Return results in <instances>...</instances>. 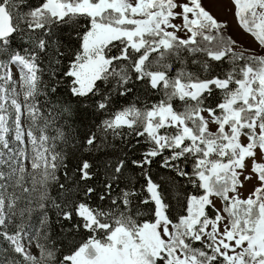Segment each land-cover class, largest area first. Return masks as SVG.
Masks as SVG:
<instances>
[{
    "label": "snow or ice",
    "instance_id": "snow-or-ice-1",
    "mask_svg": "<svg viewBox=\"0 0 264 264\" xmlns=\"http://www.w3.org/2000/svg\"><path fill=\"white\" fill-rule=\"evenodd\" d=\"M231 4L258 49L202 0H0V264H264V0Z\"/></svg>",
    "mask_w": 264,
    "mask_h": 264
},
{
    "label": "rangeland",
    "instance_id": "rangeland-1",
    "mask_svg": "<svg viewBox=\"0 0 264 264\" xmlns=\"http://www.w3.org/2000/svg\"><path fill=\"white\" fill-rule=\"evenodd\" d=\"M202 4L207 11H209L218 20L226 22L227 28L224 30L226 35H230L234 40L237 41L238 46L241 50L243 49H258V45L255 44L253 38L244 33L237 25L235 17L232 11L231 0H202ZM179 19L175 20L174 23H180ZM183 35V33H180ZM251 185H247L245 189V194H247V189ZM218 206H219V202ZM33 252L34 248L32 249Z\"/></svg>",
    "mask_w": 264,
    "mask_h": 264
},
{
    "label": "trees",
    "instance_id": "trees-1",
    "mask_svg": "<svg viewBox=\"0 0 264 264\" xmlns=\"http://www.w3.org/2000/svg\"><path fill=\"white\" fill-rule=\"evenodd\" d=\"M192 70H195V65H191L190 66ZM228 67V64L227 63H224L223 65H220V68H223V69H227ZM218 95V94H217ZM137 98L140 99L141 101V104H143L145 101H146V98L143 97V96H137V95H133L132 97H129L127 101H125L123 98L120 100V105H123L124 103L126 102H134ZM153 99H155V97H153ZM215 99V98H214ZM213 101H210V103H213ZM113 143L117 146V147H120L121 144H120V141L119 139H116L113 141ZM153 172L154 174L157 175V178H159L160 176H166V175H171V173H168L166 170H163V169H160L158 167V165H154L153 166ZM181 183H184L183 181H181ZM185 186L187 187V185L185 184ZM173 203H175V201L173 200ZM176 211H178V207L175 209ZM54 219V217H53ZM56 239H62V237L60 236H56ZM6 246V242L3 241V240H0V248H3ZM34 251H36V249H34Z\"/></svg>",
    "mask_w": 264,
    "mask_h": 264
},
{
    "label": "crops",
    "instance_id": "crops-1",
    "mask_svg": "<svg viewBox=\"0 0 264 264\" xmlns=\"http://www.w3.org/2000/svg\"><path fill=\"white\" fill-rule=\"evenodd\" d=\"M232 11H233V13H234V8H232Z\"/></svg>",
    "mask_w": 264,
    "mask_h": 264
}]
</instances>
